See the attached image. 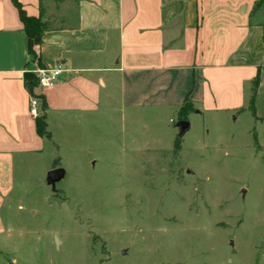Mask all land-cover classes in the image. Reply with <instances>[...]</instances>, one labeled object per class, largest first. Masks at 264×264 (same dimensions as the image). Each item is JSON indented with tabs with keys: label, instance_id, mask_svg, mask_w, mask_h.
I'll return each mask as SVG.
<instances>
[{
	"label": "rangeland",
	"instance_id": "rangeland-1",
	"mask_svg": "<svg viewBox=\"0 0 264 264\" xmlns=\"http://www.w3.org/2000/svg\"><path fill=\"white\" fill-rule=\"evenodd\" d=\"M197 112L181 139L179 114L117 99L54 124L6 203L0 264H264V87L258 118Z\"/></svg>",
	"mask_w": 264,
	"mask_h": 264
},
{
	"label": "crops",
	"instance_id": "crops-1",
	"mask_svg": "<svg viewBox=\"0 0 264 264\" xmlns=\"http://www.w3.org/2000/svg\"><path fill=\"white\" fill-rule=\"evenodd\" d=\"M29 17L41 0H19ZM261 0H44L41 64L13 0H0V236L6 203L19 170L41 160L53 126L94 120L102 102L120 100L131 110L180 115L185 103L197 114L251 112L256 118L264 87V22ZM61 68L58 82L35 93L46 100L32 117L34 97L25 75ZM35 98V97H34ZM252 113V112H251ZM46 118L50 138L38 133Z\"/></svg>",
	"mask_w": 264,
	"mask_h": 264
},
{
	"label": "trees",
	"instance_id": "trees-1",
	"mask_svg": "<svg viewBox=\"0 0 264 264\" xmlns=\"http://www.w3.org/2000/svg\"><path fill=\"white\" fill-rule=\"evenodd\" d=\"M263 0H261L262 2ZM44 0H41V8H40V16L38 18L29 17L22 5L20 4L19 0H13V4L18 9L21 21L24 25V29L28 38V52L31 60L33 62L41 64V59L39 57L38 49L43 43V36L45 32L49 30L57 29L58 27L62 28L61 25H63L61 22L58 24L56 21L52 22H44V16H45V9L43 6ZM261 4V3H260ZM25 84L30 91V93L39 101L41 102V107H43L44 110L47 108L46 100L43 96L37 95L35 93L37 87H38V81L37 77L34 74L27 73L25 75ZM259 87V78H256L253 83V98L251 100L250 109L254 117H256L255 114V95L257 92V89ZM193 106L190 103H185L184 107L182 108L180 112L179 119L183 121H188V113L193 112ZM38 126V133L42 137L50 138L49 133L47 132V122L46 118H40L37 123Z\"/></svg>",
	"mask_w": 264,
	"mask_h": 264
},
{
	"label": "built area",
	"instance_id": "built-area-1",
	"mask_svg": "<svg viewBox=\"0 0 264 264\" xmlns=\"http://www.w3.org/2000/svg\"><path fill=\"white\" fill-rule=\"evenodd\" d=\"M62 75L61 68L53 71H39L36 75L38 86L41 88L51 87L58 82V79ZM30 113L32 117H39L41 114V102L39 99L32 97L30 101Z\"/></svg>",
	"mask_w": 264,
	"mask_h": 264
},
{
	"label": "water",
	"instance_id": "water-1",
	"mask_svg": "<svg viewBox=\"0 0 264 264\" xmlns=\"http://www.w3.org/2000/svg\"><path fill=\"white\" fill-rule=\"evenodd\" d=\"M177 129L179 130V138H183L186 133L191 129L189 121L179 120L176 124ZM65 171L63 169H55L49 172L47 176V184L52 187L53 191L56 189V185L65 178Z\"/></svg>",
	"mask_w": 264,
	"mask_h": 264
}]
</instances>
